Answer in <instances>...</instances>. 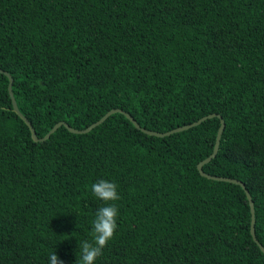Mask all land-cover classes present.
I'll list each match as a JSON object with an SVG mask.
<instances>
[{
    "label": "trees",
    "instance_id": "16d2710c",
    "mask_svg": "<svg viewBox=\"0 0 264 264\" xmlns=\"http://www.w3.org/2000/svg\"><path fill=\"white\" fill-rule=\"evenodd\" d=\"M0 68L40 138L221 115L203 169L245 183L264 246V0H0ZM9 83L0 264H264L245 189L197 167L219 117L36 142Z\"/></svg>",
    "mask_w": 264,
    "mask_h": 264
},
{
    "label": "water",
    "instance_id": "95a60500",
    "mask_svg": "<svg viewBox=\"0 0 264 264\" xmlns=\"http://www.w3.org/2000/svg\"><path fill=\"white\" fill-rule=\"evenodd\" d=\"M0 72H3L5 73L9 79H10V83H9V92H10V95H11V98H12V104H13V108H14V111L26 122V124L29 126L30 130H31V133H32V137L34 139V141L36 142H39V141H45L47 139L50 138V136L60 127V126H66L71 132L73 133H87L89 132L90 130H92L94 127L100 125L101 123H103L109 116H111L113 113H116V112H122L124 113L135 125V127L141 129L142 131H144L145 133L147 134H151V135H154V136H158V137H165V136H168V135H171L173 133H177V132H181V131H184V130H188L196 125H199L201 124L203 121L209 119V118H213V117H219L221 119V125L219 127V130H218V133H217V137H216V142H215V146H214V150L213 152L210 154V156H208L207 158H205L204 160L200 161L198 163V170L199 172L201 173V175L207 177V178H210V179H214V180H219V181H227V182H232V183H236V184H239L241 185L245 191H246V194H247V197L249 199V202H250V205H251V212H252V221H251V233H252V236L254 238V240L259 244L261 250L264 252V246L259 242L258 238H257V235H256V228H255V223H256V216H255V205H254V201H253V198H252V195L251 193L249 192V190L246 188V185L245 183H243L242 181L240 180H237V179H234V178H229V177H223V176H216V175H211V174H208L204 171L203 167L206 163L210 162L214 157H216L218 151H219V148H220V143H221V138H222V135H223V132H224V129H225V126H226V122L225 120L221 117V115L219 114H216V113H213V114H209V115H206L200 119H198L197 121H194L192 123H189V124H186V125H182V126H179V127H176L170 131H166V132H159V131H153V130H149V129H146V128H143L141 127V125L138 123V121L131 115L129 114L128 112L120 109V108H114V109H111L110 111H108L101 119H99L98 121L94 122L93 124L89 125L87 128L85 129H76L72 126H70L67 122H64V121H60L58 122L51 130L50 132L40 138L38 137L37 135V132L35 130V128L33 127L31 121L21 112L20 108H19V105L17 103V100L14 96V92H13V77L10 73L8 72H5L4 70H2L0 68Z\"/></svg>",
    "mask_w": 264,
    "mask_h": 264
}]
</instances>
